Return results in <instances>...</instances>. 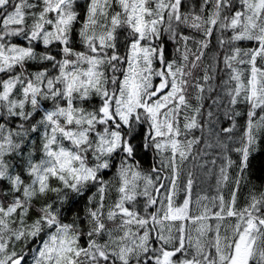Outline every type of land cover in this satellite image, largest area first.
I'll return each mask as SVG.
<instances>
[{"label":"snow or ice","instance_id":"6c2138e0","mask_svg":"<svg viewBox=\"0 0 264 264\" xmlns=\"http://www.w3.org/2000/svg\"><path fill=\"white\" fill-rule=\"evenodd\" d=\"M0 264H264V0H0Z\"/></svg>","mask_w":264,"mask_h":264},{"label":"trees","instance_id":"16d2710c","mask_svg":"<svg viewBox=\"0 0 264 264\" xmlns=\"http://www.w3.org/2000/svg\"><path fill=\"white\" fill-rule=\"evenodd\" d=\"M208 158L210 159V156ZM210 169L211 165L206 166L204 169L194 170L195 183L193 187V199H195L197 194L207 195L209 197L214 194V177L212 176ZM242 198L243 194H241V199Z\"/></svg>","mask_w":264,"mask_h":264}]
</instances>
